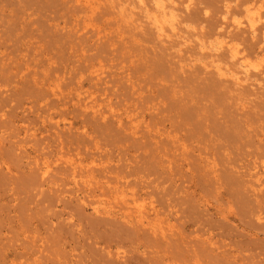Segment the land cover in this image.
Segmentation results:
<instances>
[{
    "label": "rangeland",
    "instance_id": "374dc122",
    "mask_svg": "<svg viewBox=\"0 0 264 264\" xmlns=\"http://www.w3.org/2000/svg\"><path fill=\"white\" fill-rule=\"evenodd\" d=\"M0 264H264V0H0Z\"/></svg>",
    "mask_w": 264,
    "mask_h": 264
},
{
    "label": "bare ground",
    "instance_id": "6f19581e",
    "mask_svg": "<svg viewBox=\"0 0 264 264\" xmlns=\"http://www.w3.org/2000/svg\"><path fill=\"white\" fill-rule=\"evenodd\" d=\"M160 1H161V0H160ZM162 11H163V14L166 15V12L164 11V9H162ZM171 15H172V14L170 13V16H171ZM195 17H196V16H195ZM216 48H217V47H216ZM230 52H231V54H232V57H233V56L235 57V55L237 54V52H236V50H235L234 48H230ZM243 62H244V61H243ZM159 64H160V63H159ZM161 64H162V63H161ZM241 64H242V63H241ZM242 65L245 67V69H248V67H249V65H248L247 63H245V62H244ZM160 67H161V66H160ZM164 67H165V69H166V66H165V65H164ZM164 67H163V68H164ZM157 69H159V68H157ZM159 71H160V70H159ZM161 71H162V69H161ZM163 72L165 73L164 70H163ZM166 73H167V72H166ZM166 73H165V74H166ZM166 75H167V74H166ZM214 86H216V83H215ZM206 89H207V88H206ZM209 89H210V88H209ZM211 89H212V88H211ZM207 93H208V92H207ZM211 93H212V92H211ZM217 93H219V92H217ZM208 94H210V93H208ZM212 94H213V93H212ZM219 95H221V94H219ZM219 95H218V96H219ZM216 96H217V95H216ZM222 96H223V94H222ZM213 98H214V97H213ZM214 99H215V98H214ZM214 99H213V100H214ZM219 100H220V99H219ZM219 100H218V101H219ZM214 101H215V100H214ZM220 102H221V101H220ZM216 103H217V102H216ZM221 104H222V103H221ZM218 105H219V104H218ZM189 106H190V105H189ZM219 106H221V105H219ZM225 106H226V104H225ZM192 107H194V106H192ZM228 107H229V105H228ZM195 108L197 109V107H195ZM224 108H225V107H224ZM188 109H189V108H188ZM188 109H186V112H187L188 114L192 113V112H191L190 110H188ZM187 110H188L190 113H189ZM191 110H192V109H191ZM222 110H223V109H222ZM179 111H180V110H179ZM194 112H195V110H194ZM198 112H199V111H198ZM223 112H224V111H223ZM231 112H232V111H231ZM208 113H209V112H208ZM208 113H207V114H208ZM224 113H225V112H224ZM231 114H232V113H231ZM182 116H183V115H182ZM187 116H189V115H187ZM187 116H186V117H187ZM192 116H193V113H192ZM195 116H196V113H195ZM207 116H208V115H207ZM183 117H184V116H183ZM189 117H191V116H189ZM193 118H194V116H193ZM186 120H187V119H186ZM190 120H191V119H190ZM229 120H231V119H229ZM192 121L194 122L193 119H192ZM226 121H227V120H226ZM189 122H191V121H189ZM197 122H198V121H197ZM231 122H232V121H231ZM198 124H199V123H198ZM200 124H201V123H200ZM192 125H193V124H192ZM212 125H213V124H212ZM212 125H211V126H212ZM214 125H215V124H214ZM214 125H213V127H214ZM226 126H228V125H226ZM195 127H196V125H195ZM195 127H194V128H195ZM198 127L200 128V126H198ZM220 127H221V126H220ZM194 128H193V129H194ZM196 128H197V127H196ZM201 128H202V127H201ZM201 128H200V129H201ZM223 128H224V127H223ZM218 129H219V128H218ZM214 130H215V129H214ZM216 130H217V129H216ZM228 130H230V129H228ZM212 131H213V130H212ZM235 131H236V130H235ZM235 131H234V132L232 131L233 134L235 133ZM198 132H199V131H198ZM213 132H214V131H213ZM213 132H212V133H213ZM226 132H227V131H226ZM236 132H237V131H236ZM219 133H221V132H219ZM192 134H194V133L192 132ZM222 134H225V133H223V131H222ZM235 134H236V133H235ZM237 134H238V133H237ZM224 136H226V135H224ZM232 136H233V135H232ZM232 136H230V137H232ZM233 137H234V136H233ZM226 138H228V137H226ZM236 139H237V137H236ZM238 139H239V138H238ZM229 140H230V138H229ZM46 165H47V164H46ZM46 167H48V166H46ZM46 167H45V168H46ZM46 171H47V169H46L44 172H46Z\"/></svg>",
    "mask_w": 264,
    "mask_h": 264
}]
</instances>
